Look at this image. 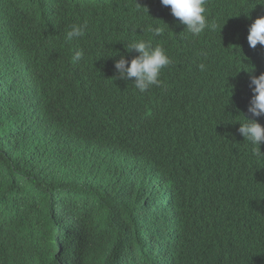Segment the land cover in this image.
Returning <instances> with one entry per match:
<instances>
[{
    "label": "trees",
    "instance_id": "16d2710c",
    "mask_svg": "<svg viewBox=\"0 0 264 264\" xmlns=\"http://www.w3.org/2000/svg\"><path fill=\"white\" fill-rule=\"evenodd\" d=\"M27 1L0 0V56L22 57L20 69L36 79L28 103L0 83V238L3 221L13 234L0 260L116 264L121 254L129 264L134 248L148 264H264V233L252 236L249 206L195 173L203 164L246 170L264 200V155L232 133L243 113L253 118L249 71L264 73V46L248 42L264 0H207L216 28L197 37L161 0H69L62 29L85 21L87 28L61 49L49 46L57 35L48 36L49 17L25 16ZM157 25L161 36L147 31ZM149 37L172 63L160 87L141 93L114 65L139 54L125 43ZM256 119L264 125V116ZM110 191L124 198V224L115 218L120 205L94 206Z\"/></svg>",
    "mask_w": 264,
    "mask_h": 264
},
{
    "label": "clouds",
    "instance_id": "9594fccd",
    "mask_svg": "<svg viewBox=\"0 0 264 264\" xmlns=\"http://www.w3.org/2000/svg\"><path fill=\"white\" fill-rule=\"evenodd\" d=\"M62 1L65 0H28L24 3L25 5L23 4L22 8L24 9L23 12L25 16L29 20L33 19V21L68 19L64 14L61 19L58 17L51 18L55 13L59 12V9L56 11L55 8L59 7ZM206 2L207 0H161L164 6L171 7L172 15L182 24L186 25L185 29L193 37L199 36L207 28H216L214 23L209 24L207 20ZM3 10L4 9L1 8L0 15L4 12ZM45 16L50 19L45 20L42 18ZM69 24L70 22L64 24L62 27ZM86 28L87 21L83 24H73L66 35L57 34L47 39L49 46L59 49L56 43L65 42V39L72 40L73 38H80L85 35ZM56 30H58L57 25L53 23L52 31L48 36L53 34ZM164 30L163 27L158 25L150 26L147 29L153 36H161ZM248 42L251 48H255L258 43L264 46V15L257 17L251 24ZM125 48L128 52L135 50L139 54L133 57L131 61H129L126 55H120V58L115 61L114 65L119 73V78L123 80H132L135 89L139 90L141 93L148 91L152 86L160 87L163 83L160 79L162 69L172 63L167 50L160 44L154 45L151 37L147 39H134L130 43H125ZM82 56L83 50L75 52L71 57L72 62H78ZM22 60L23 58L21 57L15 62L6 55L0 56V83L5 82L2 91H7L15 97L24 98L28 103L32 92V84L36 79L31 77L25 70L20 69L19 63ZM199 68L203 72L206 70V65L201 63ZM249 72L253 73V75H251V82L247 83L246 87L247 91L253 90L254 95L249 104L248 112L251 113L253 118H249L243 112H240L243 113V116L236 121L239 123L232 133L250 142L254 146L253 154L260 156L264 155V152L261 151V145L264 144V125L256 118L264 116V73L256 75L254 73L255 67ZM195 173L200 180L222 184L235 200L247 204L249 206V221L252 223V226L249 227L252 236L257 239L264 233V200L260 196L255 181L246 170L229 166L220 170H210L203 164L195 167ZM258 178L262 179L259 176ZM123 200L124 198L118 192L110 191L97 198L95 203L97 202L96 208L98 210L105 202L120 205L119 211L115 212V218L120 224H124L127 222L128 217L124 207L121 206ZM205 200L207 204L216 211L214 203H212L209 198H205ZM7 214L6 212L3 213V218L7 217ZM140 216L142 217L144 215ZM3 223L5 227L8 228V232L7 237L0 238V245H7L11 243L13 235L12 225L4 221ZM143 237L146 238V235H143ZM158 244L159 246H163L164 242L158 240ZM120 256L121 254L115 257L114 262L116 264L127 262V259ZM139 263L148 264L133 248V261L129 264ZM0 264L6 263L0 260Z\"/></svg>",
    "mask_w": 264,
    "mask_h": 264
},
{
    "label": "bare ground",
    "instance_id": "6f19581e",
    "mask_svg": "<svg viewBox=\"0 0 264 264\" xmlns=\"http://www.w3.org/2000/svg\"><path fill=\"white\" fill-rule=\"evenodd\" d=\"M67 3H70L69 2V0H65V1H62L61 3H60V5H59V7H57V8H55V10L56 11H58V9H59V12L58 13H55V15L53 16V17H51V18H56V17H58V18H62V16H63V14L65 15V8L64 7H62V5L63 4H65L66 6H67ZM48 10V9H47ZM50 19V18H49ZM51 21H53V22H50V23H56V25H57V28H58V30H56L54 33H57V34H65L66 35V33H67V31L68 30H70V29H67V30H63L62 29V26L64 25V24H66V23H68V22H70L71 20H69V19H61V20H51ZM49 23V24H50ZM51 25H53V24H51ZM48 27H51V26H48ZM49 38V37H48ZM68 41V39L67 40H65V42H61V43H56L57 45H58V47H59V49H61L63 46H64V44L66 43ZM65 152V151H64ZM75 160H77L78 162H80L82 165H87V164H89L90 162H88V160L85 158V157H79V156H75V157H73ZM97 164H96V167H99L101 164H102V162L101 161H98V162H96ZM64 198H66V197H64ZM167 199H168V197H167ZM70 204H72V205H75L76 207H77V205H78V203L77 202H75V203H73V202H70ZM97 205V202L94 204V206H96ZM150 207H151V205H150ZM139 211V210H138ZM136 213H137V211H136ZM10 218H12V217H10ZM177 226H174V228H176ZM62 234H64V233H62ZM138 260H139V258H138ZM172 259H170V261H171ZM174 261V260H173ZM167 263V262H166ZM168 263H171V262H168ZM139 264H142V263H139ZM163 264H165V263H163Z\"/></svg>",
    "mask_w": 264,
    "mask_h": 264
}]
</instances>
